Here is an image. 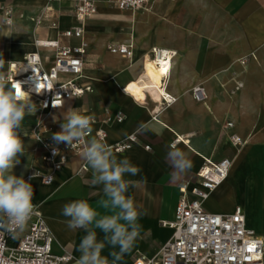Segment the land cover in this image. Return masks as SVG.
Here are the masks:
<instances>
[{
	"label": "crops",
	"instance_id": "crops-1",
	"mask_svg": "<svg viewBox=\"0 0 264 264\" xmlns=\"http://www.w3.org/2000/svg\"><path fill=\"white\" fill-rule=\"evenodd\" d=\"M95 1L97 13L85 22L82 38L77 39L61 37L64 30L77 24L71 0L53 2L49 20L39 27L28 18L40 15L47 0H0V13L6 6L14 10L10 26L1 23L0 15V57L8 74L29 67L32 54L37 55L39 67L48 71L55 50L36 47L35 38L59 40L70 46H78L81 41L86 44L82 82L89 83L92 92L44 111L42 116L50 130L43 135L45 140H53L52 134L61 130L65 114L72 109L92 117L96 121L94 129L101 126L107 114L122 112L126 116L120 124L102 125L107 145L136 135V145L114 154L118 159L128 158L140 169L138 175L126 174L125 179L146 180L127 192L143 215L139 236L119 264H130L138 255L152 257L170 238L172 230L166 224L173 221L179 189L186 182L196 181L204 159L233 160L227 178L204 202V208L230 213L240 205L247 226L264 240V0H149L145 10L134 14L110 6L107 0ZM53 20L56 27L50 25ZM128 41L134 44L131 58L106 49L109 43ZM154 48L172 55L169 72L158 87L150 84L145 67ZM70 78V74L60 75V80ZM237 81L243 86L231 94ZM194 86L203 88L204 101L192 98L190 90ZM165 95L176 100L162 107ZM39 114L36 108L24 118V154L13 172L23 175L34 188L33 203L39 204L54 237L53 253L68 254L72 260L65 264H76L78 246L86 233L68 228L63 206L83 199L101 215L111 213L98 207L104 194L102 185L93 184L89 165L83 175L75 174L84 162L82 155L71 156L49 185L31 175L46 171L44 151L32 136ZM228 121L233 123L232 128L225 127ZM231 133L245 140L238 150L229 141ZM176 136L182 142L175 148L191 162V167L179 174L167 158L169 144ZM110 252L107 247L103 252L109 260Z\"/></svg>",
	"mask_w": 264,
	"mask_h": 264
},
{
	"label": "built area",
	"instance_id": "built-area-1",
	"mask_svg": "<svg viewBox=\"0 0 264 264\" xmlns=\"http://www.w3.org/2000/svg\"><path fill=\"white\" fill-rule=\"evenodd\" d=\"M62 0H47L43 12L28 19L35 27L49 20V12L53 2ZM71 11L77 22L76 25L61 33L64 38L81 39L85 22L97 13L95 0H71ZM110 6L120 11L134 14L147 8L149 0H107ZM1 23L10 26L13 23L14 10L6 6L1 10ZM57 26L56 21L50 24ZM36 47H46L55 50L54 62L48 71L39 67L36 54L28 57L31 65L24 71L17 70L8 74L11 83L19 81L25 91L29 92L31 101L40 110V114L32 129V136L41 144L44 151L42 161L46 171H37L33 176L38 177L42 184L53 182L54 173L60 170L71 156L82 155L87 138L74 142L71 147L64 143L57 144L53 140H45L44 133L50 130L49 124L42 116L44 111L59 108L65 100L81 97L92 92L89 83L82 82L83 65L86 44L81 41L78 46L61 44L59 40L34 39ZM109 53L124 58L133 56L134 44L131 41L123 43H109L106 46ZM164 58L172 55L158 49H152L150 58L157 55ZM244 63V61H241ZM170 67V64H169ZM170 69V68H169ZM169 72V70H168ZM61 74H70L72 78L60 80ZM241 82H235L234 94L242 88ZM192 98L197 102L205 100L204 90L194 86L190 90ZM176 98L165 95L162 107L169 106ZM126 116L122 112L107 114L97 129L93 128L96 121L92 118L91 136L105 142L107 133L102 125L120 124ZM226 128H232L233 123H225ZM231 145L237 150L244 144L236 133L229 135ZM182 142L176 136L169 144L170 148ZM138 143L135 134L127 135L123 140L108 145L113 153H122L131 149ZM149 150V146H144ZM233 160L223 158L219 161L204 159L196 173L195 182H186L180 189V199L175 207L173 221L166 224L171 228L170 238L162 244L160 249L152 256H136L130 264H264V240L246 224L244 211L240 205L233 208L230 213H213L204 208V202L219 186L223 184L232 167ZM87 171V162L80 165L76 175H83ZM34 212L26 228L19 234L0 227V264H65L72 260L68 254L55 255L52 251L54 237L45 221L39 204L33 203Z\"/></svg>",
	"mask_w": 264,
	"mask_h": 264
},
{
	"label": "clouds",
	"instance_id": "clouds-1",
	"mask_svg": "<svg viewBox=\"0 0 264 264\" xmlns=\"http://www.w3.org/2000/svg\"><path fill=\"white\" fill-rule=\"evenodd\" d=\"M4 65L5 60L0 57V227L19 234L34 212V188L23 175H15L13 169L24 154L21 139L24 118L36 108L22 83L9 81ZM60 128L52 134L57 144L71 147L74 142L90 137L82 156L93 172V184L102 185L104 198L97 202L98 207L111 213L101 215L96 207L83 199L63 206L62 215L68 217V228L73 231L83 229L86 233L78 246L80 256L76 264H119L139 236V219L143 215L140 206L127 192L130 187H140L146 180L125 179L126 174L138 175L139 167L128 158L118 159L106 143L91 136L92 117L82 115L76 109L69 110ZM167 158L172 161L177 174L191 167V162L174 145ZM100 233L102 239L98 238ZM106 247L111 249V260L103 255Z\"/></svg>",
	"mask_w": 264,
	"mask_h": 264
},
{
	"label": "bare ground",
	"instance_id": "bare-ground-1",
	"mask_svg": "<svg viewBox=\"0 0 264 264\" xmlns=\"http://www.w3.org/2000/svg\"><path fill=\"white\" fill-rule=\"evenodd\" d=\"M146 76L150 80V84L158 87L164 76H167L170 64V58L166 55L161 58V55H157L156 58H146ZM28 68V67H27ZM23 68L22 71H24ZM163 93V92H162Z\"/></svg>",
	"mask_w": 264,
	"mask_h": 264
}]
</instances>
